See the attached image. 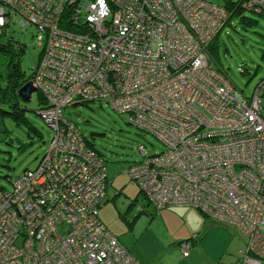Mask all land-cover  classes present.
<instances>
[{
    "label": "built area",
    "instance_id": "1",
    "mask_svg": "<svg viewBox=\"0 0 264 264\" xmlns=\"http://www.w3.org/2000/svg\"><path fill=\"white\" fill-rule=\"evenodd\" d=\"M243 8L264 16V0H244ZM228 19L226 8L210 0H0V32L7 25L32 28L44 46L31 82L49 102L41 115L55 133L38 168L0 191V264H138L100 221L104 164L64 117L69 106L95 101L166 145L160 157L142 149L143 160L127 170L139 187L148 179L152 193L162 182L165 202L143 186L158 208L193 206L242 233L253 228L257 236H247L240 264H264V79L245 97L212 69L203 43ZM168 65L175 73L164 80ZM185 184L189 192L180 193ZM229 184L235 186L227 194ZM62 185L71 189L57 194ZM181 249L190 256L189 242Z\"/></svg>",
    "mask_w": 264,
    "mask_h": 264
},
{
    "label": "rangeland",
    "instance_id": "2",
    "mask_svg": "<svg viewBox=\"0 0 264 264\" xmlns=\"http://www.w3.org/2000/svg\"><path fill=\"white\" fill-rule=\"evenodd\" d=\"M210 1L220 6L223 5L224 2V0ZM232 1L239 2L237 7L241 4V9H244V0ZM226 11L228 12L229 17V11L227 8ZM245 15L251 17L257 22L252 25H247L238 17L232 18L231 21L228 19L223 30L220 31L221 33L218 35L219 37L216 35L203 43H205V47L209 49L211 45L215 44L218 37V57H214L209 53L210 65L213 70H216V68H218L219 71L224 70L229 81L248 97L252 95L258 82L262 81L264 78V16L252 15L246 12ZM9 28L10 25L5 26V32H0V36H2L3 33H7ZM11 31L17 32L14 37L16 39H22L23 42L28 45V51L22 65L26 74L30 76L32 74L33 67H36L35 62L39 60L40 53L42 51L41 46H39L36 42V38L33 37L35 35V31L30 28L28 31L23 32V30L19 27H14ZM175 44H178L177 40ZM52 47V51H56L60 45L53 42ZM61 47L63 48V46ZM168 53H170L169 45H167L166 54ZM45 54L43 58L46 56ZM60 54H62V52L59 54H54L52 52L50 56L60 57ZM177 57H179V54H177ZM174 60L176 59H173V63L175 64ZM47 63L51 68H58L59 65L58 62L52 60L51 58L49 59V62L47 61ZM0 65V74H6V60L5 57L1 55ZM241 67L246 69V71L244 69V74L240 71ZM173 69L172 65H168L167 69L164 68V71H161V73L166 74V76L163 75L164 80H169L171 76L174 75L175 71ZM151 86L153 87V84ZM33 88L36 89L34 85ZM173 89L174 87L170 90L172 91ZM163 91H166V93L168 92L169 95L171 94V91L169 92L167 88ZM40 94L44 95L42 91L37 90V92L33 94L32 100L29 103L24 102L25 104H23V106L27 110L25 114L30 125L36 127L42 134V142L36 138L31 139L29 135L30 128L26 126V124L18 125L10 116L4 117L0 113V191L2 190V187L7 190H11L13 188V180L20 177L26 169H34L50 144L53 132L49 130L43 119L38 115V109L42 106L40 104ZM153 94L156 97H161L160 93H157L156 91H154ZM89 105L93 110L81 105L69 106L64 111V115L77 124L79 130L86 134V136H90L91 130L106 131V136L98 137L95 140L97 148L101 151L104 159L107 161V172L112 182V186L108 190V202L101 207L100 213L110 231L117 236L126 245V247L135 245L134 233L136 232V229L145 228L148 224L152 223L156 233H158L161 238L166 241V238L173 235V232L185 233L189 230V228L184 227L182 229H177V224L187 223V225L193 227V225L196 224V214L201 215L204 219L205 217L207 218L204 213L203 215L200 210L193 208V206L178 207L177 205V207H172L170 212L167 210L164 214L153 215L156 213V204L155 207L149 204L148 200L150 202L152 200L149 199L147 196L148 193L143 189V186H146L147 188V185L149 184L148 179L146 182L147 184L142 183V186L140 187L141 191L146 196L145 197L143 194H139L140 189L134 184L135 180L133 179V181L132 178H130L131 176L128 174V171H126L128 174L126 175L125 170L135 162L143 160L140 146H143L149 155H154L165 151L166 145L155 135L140 129L134 124H130L129 115L116 113L106 104L100 105L96 102L89 103ZM16 110L19 111V109ZM88 120L90 121V124L86 123ZM195 133H192L189 136H193ZM187 135V133H183L178 138H181V141L185 142V137ZM172 138L176 141V134ZM202 139L204 140L205 138L203 137ZM209 140L215 141V139L211 137ZM169 141L171 143V140ZM82 167L88 168L89 165H82ZM177 169L181 170L180 167H177ZM154 170L155 169L150 166L149 171L153 172ZM8 178H11L12 180H9ZM161 183V181H158V185H154V193L148 190V188L147 191L157 196L159 201L162 200L165 202V198L170 197V195L169 193H165V188L161 185ZM98 184L99 183L93 182L92 186L94 187ZM178 185L181 186L182 184ZM233 186L235 185L229 184L223 189H225L226 193L229 194L231 187ZM184 191L185 194L189 192L186 184L185 186H182L180 193H184ZM154 202L158 203L156 200H154ZM132 203H135V206L132 209H129ZM151 203H153V201ZM179 203V201H175V204ZM223 206H225V204L219 207L228 211L230 210V207L227 205L225 206L226 208ZM139 208H142L144 212L139 214ZM29 215L31 214H22L25 218ZM137 215L138 217L136 223L134 224V230H131L129 227V221H133ZM33 225L34 223H26L28 230L30 228L32 229ZM16 226H19L18 221ZM237 230L241 233L239 229ZM242 235L244 236V241L246 243H248L249 240L247 237L248 235L251 237L257 236L253 228L249 229L248 232L243 231ZM29 236L31 237L32 233ZM189 243L192 247L194 241L190 240ZM180 244L178 246L176 257H181L183 255ZM27 247L30 251H33H29L32 255L39 253V251H34L32 248L33 245L29 247V243H27ZM37 248H39V246Z\"/></svg>",
    "mask_w": 264,
    "mask_h": 264
},
{
    "label": "trees",
    "instance_id": "3",
    "mask_svg": "<svg viewBox=\"0 0 264 264\" xmlns=\"http://www.w3.org/2000/svg\"><path fill=\"white\" fill-rule=\"evenodd\" d=\"M239 2H234L232 0H224L223 2V7L227 8L228 11H229V21H231L232 18L234 17H238L242 22H244L245 24L247 25H252L254 23H256L257 21L256 20H253L251 17L245 15V12L246 13H249V14H252V15H258V14H253L249 11H245L244 9H241V5H239V7H237V4ZM262 16V15H260ZM14 28V27H13ZM12 30V29H11ZM8 31L7 33H3L2 36H0V55L5 57V60H6V66H7V71H6V74L2 75L0 74V113L6 117V116H10L18 125H21V124H26V126H28L30 128L29 130V135L31 137V139H38L39 141H43V137H42V134L40 133V131L34 127L33 125H30L28 119L26 118V108H24L23 104L24 101L20 98L18 92L28 83L30 82L32 79H33V76L34 75V71L36 69V67H33L32 69V74L29 76L26 74L24 68H23V60L25 58V55L28 51V45L26 43L23 42L22 39H16L14 37L15 34H17V32H14V31ZM223 30V29H222ZM221 30V31H222ZM5 32V31H4ZM24 32V31H23ZM22 32V33H23ZM221 33V32H220ZM220 33L218 35H220ZM22 35V34H21ZM219 37V36H218ZM218 37L216 39V42L214 45H211L209 47V53L214 56V57H218ZM42 48V51L40 53V58L38 61L35 62V65L38 66L41 62V59L43 56V51H44V46H41ZM1 66V65H0ZM218 70V68H216ZM245 68H240V71L241 73H245L244 71ZM223 73L225 74L224 70H223ZM227 77V76H226ZM228 79V78H227ZM264 79V78H263ZM229 81V79H228ZM260 82V81H259ZM258 82V84H259ZM229 83L234 87L236 88L230 81ZM257 84V85H258ZM257 85L253 91V93L255 92L256 88H257ZM237 89V88H236ZM238 90V89H237ZM239 91V90H238ZM243 94L242 91H239ZM252 93V95H253ZM244 95V94H243ZM251 95V96H252ZM41 96V108L38 109L39 110V113L38 115L43 119L42 115H41V112L46 109L47 107H49V102L47 101V98L45 97V95L43 94H40ZM245 96V95H244ZM251 96H245L247 98H250ZM98 102L100 105H103V104H106L107 106H109V103L106 102V101H95V102H92V103H96ZM29 103V102H27ZM90 102H82V103H77V104H73L71 106H78V105H81V106H86L90 109H92V107L89 105ZM110 107V106H109ZM111 108V107H110ZM16 109H19V111H17ZM67 109V108H66ZM64 109V111L66 110ZM112 109V108H111ZM93 110V109H92ZM113 110V109H112ZM114 112H116L115 110H113ZM117 113V112H116ZM127 115V114H126ZM64 117L66 119H68L65 115ZM69 121H71L70 119H68ZM44 121V119H43ZM73 123L74 126H76V128L79 130L78 128V125L75 124L73 121H71ZM45 123V121H44ZM87 124H90V121H86ZM85 123V124H86ZM130 124H132L130 122ZM45 125L49 128L50 131L53 132V136H52V139L54 138L55 136V133L54 131L52 130V128H50L46 123ZM80 131V130H79ZM80 134L83 136L84 138V142H85V145L87 147V149H89V151H92L96 157L100 158L101 161L103 162L104 164V169L107 173V187H106V190H105V195H104V198L103 200L101 201L100 205H99V219L100 221L102 222V224H104V226L106 227V229L109 231L108 227L105 225V223L102 221V219L100 218V209L102 207L103 204L107 203L108 202V189L112 186V182L108 176V172H107V165H106V160L104 159V156L103 154L101 153V151L97 148L96 144H95V140L96 138L98 137H102V136H106V131L105 130H91V133H90V136H86V134H84L82 131H80ZM51 139V141H52ZM50 141V143H51ZM50 145V144H49ZM49 147V146H48ZM48 149V148H47ZM46 149V151H47ZM142 149H144L146 151V149L143 147V146H140V150H141V153H142ZM166 149V148H165ZM165 151L159 153V154H154V155H149L148 152L146 151L147 153V156H157V157H160ZM45 155H46V152L45 154L43 155V157L40 159L38 165L34 168V169H26L25 171H28V170H35L38 168V166L40 165V163L43 161V159L45 158ZM143 155V154H142ZM139 162V161H138ZM137 163V162H135ZM132 166V165H131ZM129 166L126 170H125V173L128 169H130ZM9 168V167H7ZM24 171V172H25ZM23 172V173H24ZM22 173V174H23ZM126 175H128L126 173ZM9 180H12L11 178H8ZM14 181V180H13ZM12 181V182H13ZM135 184V183H134ZM136 186H138V184H135ZM64 186V188H63ZM139 187V186H138ZM3 189V187H2ZM5 189V188H4ZM71 189V186H65V185H62L59 186V189L57 188L56 189V192L57 194H61L62 191H66V190H70ZM140 189V187H139ZM119 192V191H118ZM140 195L143 194V192L141 191L140 189ZM144 195V194H143ZM145 196V195H144ZM146 197V196H145ZM65 199H63L62 197H59V201H63ZM149 204L154 206L155 207V204L154 203H151L149 200H148ZM135 206V203H132L130 205V208L129 209H132L133 207ZM172 207H177L176 205H173V206H164L163 208H158L157 206L155 207L156 209V213H152L153 215L155 214H162L164 213L167 209H171ZM179 207V206H178ZM185 207H191V206H185ZM195 208V207H193ZM197 209V208H195ZM139 214L143 213L144 211L142 210V208H139ZM198 210V209H197ZM201 212V211H200ZM135 213V212H134ZM202 213V212H201ZM203 214V213H202ZM204 215V214H203ZM138 217V215H137ZM210 219V218H209ZM136 220V218L134 219V221ZM212 221H215L213 219H210ZM134 221H129V227L131 228L132 226V223ZM217 221V220H216ZM217 222H221V221H217ZM222 223H225V222H222ZM242 233V232H241ZM119 240V239H118ZM190 240L192 239H187V240H184L182 243L184 242H189ZM193 241V240H192ZM120 242V240H119ZM121 243V242H120ZM181 243V244H182ZM123 245V243H121ZM180 244V245H181ZM247 244L248 243H245L243 249L240 251V260L243 258L242 256V251H245L246 248H247ZM124 246V245H123ZM125 247V246H124ZM128 252L130 253L129 249L127 247H125ZM192 249V247H191ZM131 254V253H130ZM131 256H133L131 254Z\"/></svg>",
    "mask_w": 264,
    "mask_h": 264
},
{
    "label": "crops",
    "instance_id": "4",
    "mask_svg": "<svg viewBox=\"0 0 264 264\" xmlns=\"http://www.w3.org/2000/svg\"><path fill=\"white\" fill-rule=\"evenodd\" d=\"M167 210L170 212V209ZM195 216L196 224L193 227L187 223L177 224V229L184 227L189 230L185 233L173 232L166 241L156 233L152 223L145 228H137L134 233L135 245L127 248L138 264H240V251L246 242L238 228L229 223L212 221L206 217L204 219L199 214ZM100 218L102 219L101 213ZM135 218L131 230H134L137 216ZM102 221L104 222L103 219ZM105 225L107 226L106 223ZM187 239L194 241L190 257H176L179 244ZM120 242L123 243L121 240ZM123 245L126 247L124 243Z\"/></svg>",
    "mask_w": 264,
    "mask_h": 264
},
{
    "label": "water",
    "instance_id": "5",
    "mask_svg": "<svg viewBox=\"0 0 264 264\" xmlns=\"http://www.w3.org/2000/svg\"><path fill=\"white\" fill-rule=\"evenodd\" d=\"M36 92L37 90L33 88L32 82L30 81L18 92V94L24 102H30L33 94Z\"/></svg>",
    "mask_w": 264,
    "mask_h": 264
},
{
    "label": "flooded vegetation",
    "instance_id": "6",
    "mask_svg": "<svg viewBox=\"0 0 264 264\" xmlns=\"http://www.w3.org/2000/svg\"><path fill=\"white\" fill-rule=\"evenodd\" d=\"M223 72V70H221Z\"/></svg>",
    "mask_w": 264,
    "mask_h": 264
},
{
    "label": "bare ground",
    "instance_id": "7",
    "mask_svg": "<svg viewBox=\"0 0 264 264\" xmlns=\"http://www.w3.org/2000/svg\"><path fill=\"white\" fill-rule=\"evenodd\" d=\"M242 7V6H241ZM246 236V235H245Z\"/></svg>",
    "mask_w": 264,
    "mask_h": 264
}]
</instances>
